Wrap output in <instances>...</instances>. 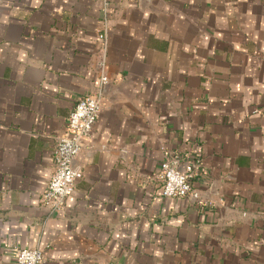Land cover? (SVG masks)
<instances>
[{
    "label": "crops",
    "instance_id": "1",
    "mask_svg": "<svg viewBox=\"0 0 264 264\" xmlns=\"http://www.w3.org/2000/svg\"><path fill=\"white\" fill-rule=\"evenodd\" d=\"M98 90L50 214L56 136ZM168 152L200 161L199 198L162 196ZM33 247L44 264H264V0H0V264Z\"/></svg>",
    "mask_w": 264,
    "mask_h": 264
},
{
    "label": "built area",
    "instance_id": "2",
    "mask_svg": "<svg viewBox=\"0 0 264 264\" xmlns=\"http://www.w3.org/2000/svg\"><path fill=\"white\" fill-rule=\"evenodd\" d=\"M106 36L104 28L98 35L101 51L98 67L102 84L109 81L106 74ZM101 106V90L78 99L69 113L65 129L56 136L52 150L53 171L40 196V203L50 214L62 211L67 197L75 190L76 180L81 176L82 171L75 162L85 142L90 138ZM200 165V161H193L187 156L175 152L166 153L156 174L161 183L162 196L199 198L198 191L192 186V179ZM44 262L45 254L41 247L20 248L16 252V264H44Z\"/></svg>",
    "mask_w": 264,
    "mask_h": 264
}]
</instances>
